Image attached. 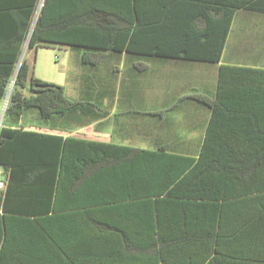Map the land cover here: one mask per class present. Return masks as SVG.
<instances>
[{
	"label": "trees",
	"instance_id": "obj_1",
	"mask_svg": "<svg viewBox=\"0 0 264 264\" xmlns=\"http://www.w3.org/2000/svg\"><path fill=\"white\" fill-rule=\"evenodd\" d=\"M146 6L145 0H0V105L26 47L35 53L55 47L80 53L81 63L96 72L103 60L123 53L127 62L137 56L219 63L234 15L240 10L264 14V0H154L150 21ZM184 7L193 11L176 16L168 10ZM161 10L167 18L188 20V28L196 18L221 23L217 52L208 56L184 50L180 38L185 34L170 39L158 26ZM237 70L243 69H219L213 119L196 158L166 148L65 137L106 118L108 108L91 97L90 88L81 101L69 99L63 86L35 78L24 59L0 121V170L6 182L0 193V264H47L33 258L37 240L63 236L62 229L57 234L50 226L54 220L63 224V218L49 213L62 211L65 199L77 197L80 187L85 205L132 202L143 215L152 212L160 244L154 253L162 264H176L178 257L184 264H264V102L260 110L249 107L248 148H210L217 142L212 128L218 113L229 110L228 96L235 93L231 81L255 82L257 73L264 72ZM254 91L248 87V93ZM96 93L107 98L115 91ZM29 111L38 114L40 129L59 133L18 127ZM140 247L144 254L147 248Z\"/></svg>",
	"mask_w": 264,
	"mask_h": 264
},
{
	"label": "crops",
	"instance_id": "obj_2",
	"mask_svg": "<svg viewBox=\"0 0 264 264\" xmlns=\"http://www.w3.org/2000/svg\"><path fill=\"white\" fill-rule=\"evenodd\" d=\"M145 4L147 16L152 21L154 0H145ZM168 10L176 16L188 10L193 11L187 7ZM166 15L165 11H160L156 18L160 21L158 26H163L162 30L169 32L170 39H176L177 33L185 34V38H180L184 50L208 56L217 52L221 23L216 21L209 24L206 20L196 18L191 20L193 23L189 22L191 27L188 28V20L181 22ZM29 53L32 55L35 52ZM76 54L77 64L83 65L80 53ZM31 55L25 59L33 68L36 78V56ZM106 63L114 64L116 87L113 96L106 98L95 90L92 93L95 84L90 88V82L85 81V74L82 73L81 96L73 101L85 98L84 92L90 88L91 97L103 100V106L108 108L109 114L100 122L63 135L131 148H166L197 158L203 148L209 122L213 119L212 105L218 98L220 67L241 68L243 70L235 72L244 74L254 70L264 71V14L240 10L234 15L219 63L186 58L142 59L137 56H130L127 62L126 53L111 60H103L100 67ZM90 73L88 78L98 79L97 72L93 73L90 69ZM257 76L255 82L247 78L231 81L235 93L228 96L231 101L229 110L218 113L212 128L218 136L217 142L210 144V148L222 152L249 147V107L257 111L264 102V72H258ZM101 82L104 86L105 81ZM250 86L255 89L251 94L248 93ZM257 86L263 88L262 93L257 92ZM3 107L4 103L0 105V118ZM21 125L25 131L59 133L50 128L40 129V119L33 111L25 113L18 127ZM224 160L228 163V158ZM65 204L58 214L49 213L50 218H63V224L54 220L50 225L57 234L62 229L63 236L58 234L56 238L38 239L33 254L36 260L47 264H162L154 253V247L160 244L152 212L151 216L143 215L132 202L115 206L95 203L85 205V191L81 187L78 196L72 194L65 199ZM139 245L140 250L144 246L147 248L144 254L139 253ZM174 262L184 264V259L178 257Z\"/></svg>",
	"mask_w": 264,
	"mask_h": 264
},
{
	"label": "rangeland",
	"instance_id": "obj_3",
	"mask_svg": "<svg viewBox=\"0 0 264 264\" xmlns=\"http://www.w3.org/2000/svg\"><path fill=\"white\" fill-rule=\"evenodd\" d=\"M30 55L31 54L29 51H26L25 57L27 56L26 58H29ZM76 55V52L69 50L66 52L60 47H55L54 49H38L36 54L32 53L31 55L32 57L36 56L34 63V72L36 78L51 84L63 86L65 88L66 96L72 100H75L81 96L80 83L82 82L80 75L82 73L85 74V81L90 82V88L93 84H95L92 92L94 90L97 92L104 88L107 91H112V89L115 91L116 85L114 78V64L106 63L104 64V67H100L99 71L97 72L98 79L95 80L88 77L91 75L90 69H93V73H96L97 70L90 66L77 64ZM111 73H113V78L110 76ZM102 80L105 81L104 86L101 82ZM110 105L113 104L111 103Z\"/></svg>",
	"mask_w": 264,
	"mask_h": 264
},
{
	"label": "built area",
	"instance_id": "obj_4",
	"mask_svg": "<svg viewBox=\"0 0 264 264\" xmlns=\"http://www.w3.org/2000/svg\"><path fill=\"white\" fill-rule=\"evenodd\" d=\"M42 6H43L42 3L38 6V9H37V13H36L35 18H37V16H38V14H39V12H40ZM26 51H27V47L25 48V50H24V52H23V54H22V56H21V58H20V60H19V62H18V64H17L16 70H15V75H14V77H13V79H12V82H11V85H10V88H9V93H8L7 99H6L5 102H4L3 114H4V112H5V109H6L7 103H8V101H9V97H10L11 91H12V89H13V86H14V83H15L16 76H17V74H18V72H19V69H20V67H21V65H22L23 60L25 59ZM3 114H2V115H3ZM0 126H1V122H0ZM5 188H6V182H5V180H4L3 176H2V172H1V170H0V193H1L2 191H4Z\"/></svg>",
	"mask_w": 264,
	"mask_h": 264
},
{
	"label": "water",
	"instance_id": "obj_5",
	"mask_svg": "<svg viewBox=\"0 0 264 264\" xmlns=\"http://www.w3.org/2000/svg\"><path fill=\"white\" fill-rule=\"evenodd\" d=\"M3 119V115L1 116V118H0V121Z\"/></svg>",
	"mask_w": 264,
	"mask_h": 264
}]
</instances>
